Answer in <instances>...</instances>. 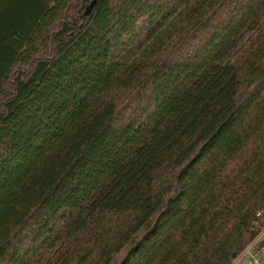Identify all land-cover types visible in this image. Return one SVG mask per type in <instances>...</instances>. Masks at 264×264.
I'll return each instance as SVG.
<instances>
[{"label": "trees", "instance_id": "1", "mask_svg": "<svg viewBox=\"0 0 264 264\" xmlns=\"http://www.w3.org/2000/svg\"><path fill=\"white\" fill-rule=\"evenodd\" d=\"M263 227L264 0H0V264H230Z\"/></svg>", "mask_w": 264, "mask_h": 264}, {"label": "rangeland", "instance_id": "2", "mask_svg": "<svg viewBox=\"0 0 264 264\" xmlns=\"http://www.w3.org/2000/svg\"><path fill=\"white\" fill-rule=\"evenodd\" d=\"M41 37V35L35 37L28 47L41 43ZM263 239L264 227L255 240L250 245H248L243 252L234 257L230 264H264V244H259V242ZM248 249L250 251H247Z\"/></svg>", "mask_w": 264, "mask_h": 264}, {"label": "built area", "instance_id": "3", "mask_svg": "<svg viewBox=\"0 0 264 264\" xmlns=\"http://www.w3.org/2000/svg\"><path fill=\"white\" fill-rule=\"evenodd\" d=\"M259 214H260V211L257 212V215H259ZM247 251H250V250L248 249Z\"/></svg>", "mask_w": 264, "mask_h": 264}]
</instances>
